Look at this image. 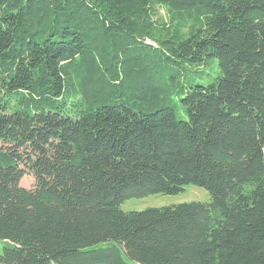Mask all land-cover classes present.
<instances>
[{"label": "trees", "instance_id": "1", "mask_svg": "<svg viewBox=\"0 0 264 264\" xmlns=\"http://www.w3.org/2000/svg\"><path fill=\"white\" fill-rule=\"evenodd\" d=\"M156 5L207 14L184 36ZM187 184L211 200L122 209ZM0 240V264H264V0H0Z\"/></svg>", "mask_w": 264, "mask_h": 264}, {"label": "rangeland", "instance_id": "2", "mask_svg": "<svg viewBox=\"0 0 264 264\" xmlns=\"http://www.w3.org/2000/svg\"><path fill=\"white\" fill-rule=\"evenodd\" d=\"M157 15L160 16L162 21L167 24H172V31L175 29L181 30L182 34L186 36L188 31L193 27H199L203 19L205 18L207 12L203 10H194L191 13H187L185 10L176 12L164 5H156ZM217 60L215 65H208L206 71L207 75H196V81H205L211 79L213 76L217 75ZM179 116L186 117V113L182 108L179 109ZM35 183V177L32 172L26 173L22 179L21 184L27 187H32ZM211 200V193L205 187L196 184H187L183 191L176 194H152L142 198H129L122 203V209L125 211L131 210H143L147 207H159L165 205H173L182 202L190 201H203L207 202ZM5 241L0 240V253H3V247L5 246ZM125 259L128 264H139L127 256ZM54 264H58L55 263Z\"/></svg>", "mask_w": 264, "mask_h": 264}]
</instances>
